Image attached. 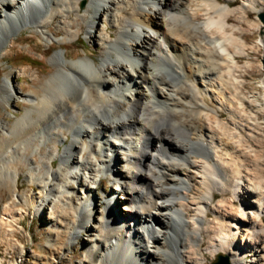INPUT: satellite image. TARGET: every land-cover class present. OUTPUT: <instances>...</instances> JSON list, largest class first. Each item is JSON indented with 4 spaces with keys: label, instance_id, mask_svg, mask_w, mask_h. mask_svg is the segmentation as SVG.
I'll use <instances>...</instances> for the list:
<instances>
[{
    "label": "bare ground",
    "instance_id": "1",
    "mask_svg": "<svg viewBox=\"0 0 264 264\" xmlns=\"http://www.w3.org/2000/svg\"><path fill=\"white\" fill-rule=\"evenodd\" d=\"M250 13L263 29L264 0H0V62L24 30L64 45L82 22L101 57L56 54L39 96L6 78L27 111L1 123L0 227L21 202L47 215L49 257L86 231L93 264H264V158L251 145L264 133L235 77ZM21 167L36 191L19 192ZM104 176L124 198L110 196L107 217L92 209Z\"/></svg>",
    "mask_w": 264,
    "mask_h": 264
},
{
    "label": "rangeland",
    "instance_id": "2",
    "mask_svg": "<svg viewBox=\"0 0 264 264\" xmlns=\"http://www.w3.org/2000/svg\"><path fill=\"white\" fill-rule=\"evenodd\" d=\"M86 5L85 2H82L80 8L83 9ZM257 16L250 13L249 23H243V27L248 28L249 31L238 34L241 38L243 37L242 40L245 41L247 46L244 49L245 56L237 58L239 68L235 71V77L238 79L237 89L239 88L240 95L245 98L241 112L243 111L242 113L247 118H251L253 122H256L257 130L263 134L264 111L260 110V106L257 105L263 104L264 108V69L262 63L264 42L260 36V28L256 27L258 23ZM82 24L86 29V24L83 22ZM249 24H252V27ZM85 29L79 34L77 40L64 45H60L56 40L46 43L42 35L29 30H24L17 36L16 43L13 47L8 48L6 57L0 62V129L2 121L10 120L13 124L27 111V104L22 100L14 102L8 101L6 98L3 85L7 77H10L11 84L21 88L25 95L36 92L39 96L43 93L47 81L56 74L55 64L52 62L56 54L62 52L69 60L74 62L88 59V56L94 57L100 62V47L95 45L93 40L86 38ZM94 30L90 29L92 33H94ZM61 37L62 35L58 36V38ZM63 47L66 49H63ZM22 68H25L27 73L18 75L17 72ZM34 75H37L38 78L36 79ZM35 81L36 85H34ZM249 101L252 105L248 104ZM70 141L71 136H69L68 143ZM251 145L255 146L254 148H257L256 150L264 158V138L257 137ZM60 148L62 153L65 148L64 144H61ZM55 163L57 169L60 163L59 161ZM27 170V167L20 168L19 192L29 188H34V191L37 190L36 184L27 182L25 177ZM111 178L113 177L104 176L96 191L98 198L95 199L92 207L93 211L104 217H107L108 204H106V201L109 200L110 196H115V199L121 204L120 207L124 204L123 195L119 192L114 193V187L110 183ZM9 200V191L5 187H0V218L2 217L3 205ZM16 208L21 209L24 214L17 216L15 220H9L6 224H1L0 227V264H93L87 257L86 245L83 240L86 237V231L79 232L80 238L78 241H68L64 245L56 242L55 249L60 250L63 247L62 252L64 254L60 256L54 252V257H49L48 245L54 235L50 233L47 226L45 220L47 215L43 212L38 213L36 208L26 206L21 202H17ZM119 210L118 208L117 211ZM95 231L94 234H100L101 228ZM33 254L37 255L34 256ZM46 255L49 258H46ZM220 255L226 256L225 254H218L214 257L206 256L207 258L202 264H216ZM229 263H231L230 260Z\"/></svg>",
    "mask_w": 264,
    "mask_h": 264
},
{
    "label": "water",
    "instance_id": "3",
    "mask_svg": "<svg viewBox=\"0 0 264 264\" xmlns=\"http://www.w3.org/2000/svg\"><path fill=\"white\" fill-rule=\"evenodd\" d=\"M259 18L264 23V15L263 14L259 15ZM260 36L262 38V41L264 42V28L261 29ZM262 63H263V69H264V53H263ZM216 264H230L229 263V258L227 256L220 255L218 257V262Z\"/></svg>",
    "mask_w": 264,
    "mask_h": 264
}]
</instances>
